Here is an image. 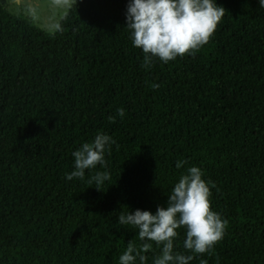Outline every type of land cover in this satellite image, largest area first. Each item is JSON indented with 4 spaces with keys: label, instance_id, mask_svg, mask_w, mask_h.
I'll list each match as a JSON object with an SVG mask.
<instances>
[{
    "label": "trees",
    "instance_id": "16d2710c",
    "mask_svg": "<svg viewBox=\"0 0 264 264\" xmlns=\"http://www.w3.org/2000/svg\"><path fill=\"white\" fill-rule=\"evenodd\" d=\"M214 2L226 14L209 42L148 68L126 28L129 0H76L51 35L0 6V264H119L142 243L121 212L166 207L193 166L228 224L204 254L177 229L174 252L264 264V8ZM98 133L116 141L107 167L67 180L73 152ZM97 172L111 177L99 190ZM151 243L145 264L161 251Z\"/></svg>",
    "mask_w": 264,
    "mask_h": 264
},
{
    "label": "clouds",
    "instance_id": "9594fccd",
    "mask_svg": "<svg viewBox=\"0 0 264 264\" xmlns=\"http://www.w3.org/2000/svg\"><path fill=\"white\" fill-rule=\"evenodd\" d=\"M73 0H54L58 6L71 8ZM76 4V0H75ZM264 8V0H259ZM226 14V9L218 6L214 0H129L126 13L127 29L135 47L142 49V66L148 68L154 58L164 63L177 56L195 55L207 44L215 33L218 24ZM59 28V26H57ZM154 89L160 87L153 84ZM120 117L124 109H117ZM114 123L115 117L109 116ZM116 141L111 136L98 133L91 143H84L73 152L74 170L66 174L67 180H83L85 170L95 169L97 165L107 167L105 153H111V145ZM186 161H178L180 168ZM199 167H191L188 174L182 175L175 183L166 207L158 206L156 213L135 210L118 216V223L131 225L138 229V238L142 243L137 246L132 241L119 257V264H145L144 253L152 249L155 242L161 249L155 256L154 264H189L194 257L174 252V239L177 229H186L184 248L194 254L210 252L226 231L228 221L211 209L209 185L211 181L202 179ZM108 172H97L88 183H96V189L110 180ZM215 186L214 184L212 185ZM201 264H207L202 260Z\"/></svg>",
    "mask_w": 264,
    "mask_h": 264
},
{
    "label": "rangeland",
    "instance_id": "374dc122",
    "mask_svg": "<svg viewBox=\"0 0 264 264\" xmlns=\"http://www.w3.org/2000/svg\"><path fill=\"white\" fill-rule=\"evenodd\" d=\"M74 2L75 0L72 4ZM0 6L47 35L54 33L59 21L68 10V7L56 5L54 0H0Z\"/></svg>",
    "mask_w": 264,
    "mask_h": 264
}]
</instances>
